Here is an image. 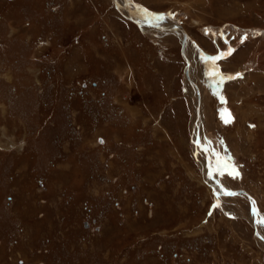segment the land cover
<instances>
[{
  "label": "rangeland",
  "instance_id": "1",
  "mask_svg": "<svg viewBox=\"0 0 264 264\" xmlns=\"http://www.w3.org/2000/svg\"><path fill=\"white\" fill-rule=\"evenodd\" d=\"M118 3L0 0V264H264V0Z\"/></svg>",
  "mask_w": 264,
  "mask_h": 264
},
{
  "label": "bare ground",
  "instance_id": "2",
  "mask_svg": "<svg viewBox=\"0 0 264 264\" xmlns=\"http://www.w3.org/2000/svg\"><path fill=\"white\" fill-rule=\"evenodd\" d=\"M116 3L118 4V6L120 7V12L128 19H130L131 21H136L137 19H133L134 17L132 16V10L128 9L127 6H125L124 4H120L118 3V0L116 1ZM131 11V12H129ZM146 12V11H145ZM148 12H151V11H148ZM126 13L127 14H131V16H126ZM150 14V13H149ZM153 15H157V16H160L161 14H158V13H153ZM163 16L164 18H167L169 19L171 22H174L176 25H178V27L176 28H171V27H167L168 25L160 28L159 27H154V29L156 30H180L183 34V48H185V50L187 51V53H183L184 55V58L187 62V69H186V75H187V78H188V81H189V85H190V88H189V94L191 96V98L193 99L192 101H194V109H195V121H194V134H195V145H196V150L195 152L198 154V157H199V160H200V167L202 169V174H203V177H204V180L205 182L207 183V185L209 187L212 188L213 192H215L218 197H225V196H228L226 195V192H229L227 190H225L224 186L222 185V183L220 182V185L218 186H215L216 184H213L210 182V177L213 178V174L210 172L214 171V168H212V165H211V160H210V151L208 150V148L203 144V134H204V119H205V112H204V109H203V106H204V96H203V92L201 90V85L199 84V82H197L195 80V78H193V68H192V64H191V61L193 60L192 59V53H191V47H190V43H189V35L187 33V31L185 30V28L180 24L179 21H176L172 18H170L169 16L167 15H161ZM136 17V16H135ZM141 18V17H140ZM139 19V18H138ZM140 20V19H139ZM132 21V22H133ZM138 21V20H137ZM136 23L139 27H141V23H138L137 22H134ZM163 25V24H162ZM143 27V26H142ZM159 32V31H158ZM166 33V32H165ZM171 33V32H169ZM180 33V32H179ZM243 33V32H242ZM164 34V33H163ZM264 34V33H263ZM176 35V34H175ZM178 35V34H177ZM232 35H241V33H234ZM245 35V34H244ZM165 36V35H164ZM242 37V36H241ZM188 54V55H187ZM197 52L195 53V57H197ZM245 57V55L242 56V58ZM207 64V63H206ZM208 65V64H207ZM208 69L210 70L211 67H209V65L207 66ZM204 72V71H203ZM208 72L206 71L205 74H207ZM214 73V72H213ZM204 74V75H205ZM207 79L209 78H212L213 76L212 75H207ZM205 78V77H204ZM203 78V79H204ZM253 79H257L259 81H261V79H259L258 77H253ZM256 81V80H254ZM207 82V81H206ZM223 82V81H222ZM222 82H220L218 85H223ZM262 82V81H261ZM261 82H260V85H261ZM211 85V84H210ZM206 92V90H205ZM239 92L236 91L234 96L237 97L239 94ZM207 107V106H206ZM262 118V120H264V116H259V119ZM264 128V127H263ZM240 135V134H239ZM236 137V136H235ZM199 146H198V145ZM201 147H205L206 149H201ZM205 154V156L203 155V152ZM202 152V153H201ZM201 154L203 156H201ZM208 162V166H207V163ZM208 167V168H207ZM207 170V171H206ZM216 171V170H215ZM209 172V173H208ZM208 173V174H207ZM207 175V177H206ZM215 175V174H214ZM217 177V176H216ZM219 178V177H217ZM215 180V181H217ZM218 187V188H217ZM215 190V191H214ZM247 192V191H245ZM230 193V192H229ZM248 193V192H247ZM221 195V196H220ZM248 195L251 197V202L254 204V209H256L257 213H256V217H257V214L259 212L258 210V207L256 206V204H258L257 200L248 193ZM239 196V195H238ZM244 196V195H243ZM236 197V196H234ZM225 199V198H224ZM256 223V222H255ZM257 231V235L260 237V239L262 240L261 242H264V236L262 235V233L259 231L258 227H256ZM264 246V245H263Z\"/></svg>",
  "mask_w": 264,
  "mask_h": 264
},
{
  "label": "water",
  "instance_id": "3",
  "mask_svg": "<svg viewBox=\"0 0 264 264\" xmlns=\"http://www.w3.org/2000/svg\"><path fill=\"white\" fill-rule=\"evenodd\" d=\"M114 1V6L116 7V9L119 11L120 10V7L118 6V4L116 3V0H113ZM129 12H131V11H129ZM134 12V10H132V13ZM153 14V13H151V12H148V14ZM133 21V20H132ZM134 22H137L138 23V21H134ZM176 27H178V25H175ZM174 26V27H175ZM198 145V144H197ZM199 146V145H198ZM207 164V166H208V162L206 163ZM209 167V166H208ZM207 167V168H208ZM210 179L212 180V177H210ZM214 183H215V181H214ZM218 183V182H217ZM218 186H219V184H218ZM218 188V187H217ZM226 195H228V197H233V196H238V195H244V196H246L248 199H249V201L251 200V197L248 195V193L247 192H245L244 190H236V191H234V192H226ZM216 196H218L217 194H216ZM221 196V195H220ZM253 213H254V216H256V213H257V211H256V209H253Z\"/></svg>",
  "mask_w": 264,
  "mask_h": 264
},
{
  "label": "crops",
  "instance_id": "4",
  "mask_svg": "<svg viewBox=\"0 0 264 264\" xmlns=\"http://www.w3.org/2000/svg\"><path fill=\"white\" fill-rule=\"evenodd\" d=\"M140 1H141V0H140ZM144 1H145V0H144ZM148 1H149V2H150V1H152V2L154 1V2H155V0H148ZM128 9H129V8H128ZM130 10H131V9H130ZM231 56H232V55H231ZM231 56H230L229 58H231ZM229 58H228V59H229ZM228 59H226V61H227ZM253 68H255V67H252L251 69H249V71H251ZM246 73H247V71H246V72L243 71V74H244V75H245ZM260 122L263 123L264 120H262V118H261V119H260Z\"/></svg>",
  "mask_w": 264,
  "mask_h": 264
},
{
  "label": "snow or ice",
  "instance_id": "5",
  "mask_svg": "<svg viewBox=\"0 0 264 264\" xmlns=\"http://www.w3.org/2000/svg\"><path fill=\"white\" fill-rule=\"evenodd\" d=\"M245 39H246V37H245ZM228 54H231V50H229V53ZM220 57H212L211 59L213 60V61H215L216 59H219ZM229 78H233V77H229ZM102 142V141H101ZM237 175H238V173H236ZM261 223L262 224H264V221H261Z\"/></svg>",
  "mask_w": 264,
  "mask_h": 264
}]
</instances>
